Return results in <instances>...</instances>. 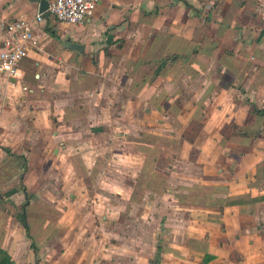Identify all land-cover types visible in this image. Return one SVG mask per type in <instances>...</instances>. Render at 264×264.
<instances>
[{
  "label": "crops",
  "instance_id": "0c3cea01",
  "mask_svg": "<svg viewBox=\"0 0 264 264\" xmlns=\"http://www.w3.org/2000/svg\"><path fill=\"white\" fill-rule=\"evenodd\" d=\"M40 2L0 0V16L32 19ZM35 32L22 81L0 75V141L17 150L0 146V170L15 157L27 196L36 157L83 160L87 195L72 180L59 201L89 206L34 239L39 263L154 264L160 249L158 264H264V0H101L81 25L49 13ZM6 198L0 258L19 264Z\"/></svg>",
  "mask_w": 264,
  "mask_h": 264
},
{
  "label": "rangeland",
  "instance_id": "374dc122",
  "mask_svg": "<svg viewBox=\"0 0 264 264\" xmlns=\"http://www.w3.org/2000/svg\"><path fill=\"white\" fill-rule=\"evenodd\" d=\"M1 143L2 142L0 141L1 147L5 146ZM24 145L26 146H24L23 148L28 149L30 142H27ZM3 149L11 155H13L15 151H17L15 150L13 152L15 146H5L3 147ZM0 158L1 160L5 159V157ZM14 158H12L13 160L10 164V171L0 170V197H7L5 199V204H2V207H4L5 212L9 213L12 217L10 226L12 229V235L9 238L13 241L12 246L14 249L13 255L15 261H18L19 264H38L40 260L42 262L45 261L46 254L44 255L42 252H40L39 249L33 248L31 246L32 241L34 239L37 243H41L42 241H44L47 235V229L48 231L50 229H54V227L56 226L55 223L59 221L58 219L64 213L73 210L74 205H72V203H69L68 201H59V197H61L63 194H70L71 196H73V192L75 191V189H70L72 180L73 183L77 180L78 182L83 183V189L85 190L84 194L87 193V171H85L87 170V162L81 160L84 168L83 170L77 169L76 171L68 172L65 171L66 167L64 166L76 169L75 167H77L78 165L76 164V159L58 157L59 161L55 162L56 159L52 157H49L45 160L43 159L44 157H36V163L34 167L32 166V169L28 168V173L24 177V182H26V187L29 192V194L26 196L22 185L20 187V185H18L17 183L22 172L21 169L17 171L15 170ZM8 161L9 158L5 160V164H7ZM51 162L53 163V166ZM57 165H59L58 171L53 170ZM37 166L40 169H38ZM7 178L8 180H11L9 184L7 183ZM5 180L6 187L3 186V184H5ZM83 197L87 198L85 196ZM86 202L87 199L78 202V204L74 206L75 208L72 211L77 213V215L75 214V216L73 217L74 219L67 218L65 222L70 223L72 227H75L78 223L79 227V222L83 221L81 216L87 214V208L89 207L87 206ZM155 205L156 207H159V205L161 204L157 202ZM160 210L161 209H159V211ZM20 212L27 213L28 221L30 223L31 231L33 234V240L28 237L26 243H21L18 238L19 232L21 230H24L22 226H20L21 222L18 218V214ZM158 212H156V214H158ZM156 224H159L158 221L156 222ZM156 231L157 234L161 233L159 225L156 226ZM72 235L73 234H71V236Z\"/></svg>",
  "mask_w": 264,
  "mask_h": 264
},
{
  "label": "built area",
  "instance_id": "2783aa9c",
  "mask_svg": "<svg viewBox=\"0 0 264 264\" xmlns=\"http://www.w3.org/2000/svg\"><path fill=\"white\" fill-rule=\"evenodd\" d=\"M101 0H50L49 13L66 25H81L91 18ZM44 20L43 13L34 18L0 16V75L9 83L22 81L23 60L38 46L35 23ZM27 90V86L23 87Z\"/></svg>",
  "mask_w": 264,
  "mask_h": 264
},
{
  "label": "trees",
  "instance_id": "16d2710c",
  "mask_svg": "<svg viewBox=\"0 0 264 264\" xmlns=\"http://www.w3.org/2000/svg\"><path fill=\"white\" fill-rule=\"evenodd\" d=\"M200 129H201V124L198 121H194V122H192L189 125L187 130H185V135L190 141H194L195 137L197 136V134H198ZM232 129L234 131H238L237 129L233 128V125H227L225 127V129H223V132L227 133V131H230ZM239 132H241V131H239ZM22 158L24 159V164H25V166L23 167V169H24L23 174H24V173H26V170H27V165H26L27 164L26 163L27 159L24 156H22ZM18 218L21 221L22 225L24 226V228H25V230L27 232V235H28L27 237H29V238H31L33 240V237L31 235V227H30V223L28 221V217H27L26 212H20L18 214ZM31 246L33 248H37L34 240L32 241V245ZM0 264H13V261L8 257V255L2 254L1 258H0Z\"/></svg>",
  "mask_w": 264,
  "mask_h": 264
},
{
  "label": "water",
  "instance_id": "95a60500",
  "mask_svg": "<svg viewBox=\"0 0 264 264\" xmlns=\"http://www.w3.org/2000/svg\"><path fill=\"white\" fill-rule=\"evenodd\" d=\"M49 8V0H41L40 2V12H42L44 14V16H47L49 14V11L47 10ZM66 46L74 48L75 49H79V50H83L84 47L81 44H77L75 42H71L70 40L67 41ZM161 241V239H160ZM159 259H160V249L158 250L157 254H156V259L154 261V264H158L159 263Z\"/></svg>",
  "mask_w": 264,
  "mask_h": 264
}]
</instances>
